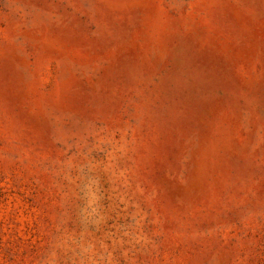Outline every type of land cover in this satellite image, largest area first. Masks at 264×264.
<instances>
[{"label":"rangeland","instance_id":"rangeland-1","mask_svg":"<svg viewBox=\"0 0 264 264\" xmlns=\"http://www.w3.org/2000/svg\"><path fill=\"white\" fill-rule=\"evenodd\" d=\"M0 264H264V0H0Z\"/></svg>","mask_w":264,"mask_h":264}]
</instances>
